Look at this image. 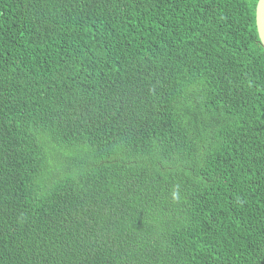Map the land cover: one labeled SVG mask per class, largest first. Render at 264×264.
<instances>
[{
	"label": "trees",
	"instance_id": "trees-1",
	"mask_svg": "<svg viewBox=\"0 0 264 264\" xmlns=\"http://www.w3.org/2000/svg\"><path fill=\"white\" fill-rule=\"evenodd\" d=\"M259 0H0V264H264Z\"/></svg>",
	"mask_w": 264,
	"mask_h": 264
},
{
	"label": "water",
	"instance_id": "water-1",
	"mask_svg": "<svg viewBox=\"0 0 264 264\" xmlns=\"http://www.w3.org/2000/svg\"><path fill=\"white\" fill-rule=\"evenodd\" d=\"M256 27L259 42L264 49V0H259L256 8Z\"/></svg>",
	"mask_w": 264,
	"mask_h": 264
}]
</instances>
